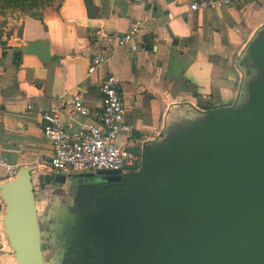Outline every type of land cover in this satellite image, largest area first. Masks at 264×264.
I'll list each match as a JSON object with an SVG mask.
<instances>
[{
  "label": "crops",
  "instance_id": "0c3cea01",
  "mask_svg": "<svg viewBox=\"0 0 264 264\" xmlns=\"http://www.w3.org/2000/svg\"><path fill=\"white\" fill-rule=\"evenodd\" d=\"M134 23L142 24V46L133 52L117 48L115 39ZM263 37L264 0L194 13L187 0H90L89 15L82 0H54L38 17L24 20L19 37L0 40V158L31 175L43 264L63 259L71 228L69 215L57 218L49 207L55 202L41 186L50 176V147L40 115L59 96L76 93L99 113V86L113 75L131 128L129 145H175L192 137V125L195 133L203 131L210 111L229 108L245 95L240 62ZM97 55L105 62L88 72ZM89 122L76 119L71 129ZM11 258L0 255V264H13Z\"/></svg>",
  "mask_w": 264,
  "mask_h": 264
},
{
  "label": "water",
  "instance_id": "95a60500",
  "mask_svg": "<svg viewBox=\"0 0 264 264\" xmlns=\"http://www.w3.org/2000/svg\"><path fill=\"white\" fill-rule=\"evenodd\" d=\"M252 48L264 67V37ZM246 108L212 110L200 137L127 147L131 166L95 172L120 183L122 171H138L104 217L113 264H264V105ZM52 182L73 187L62 177ZM34 197L26 169L0 185L13 264H43Z\"/></svg>",
  "mask_w": 264,
  "mask_h": 264
},
{
  "label": "built area",
  "instance_id": "2783aa9c",
  "mask_svg": "<svg viewBox=\"0 0 264 264\" xmlns=\"http://www.w3.org/2000/svg\"><path fill=\"white\" fill-rule=\"evenodd\" d=\"M245 0H187L189 12H205L238 5ZM142 24L134 23L115 39L117 48L126 47L130 52L142 46ZM105 62L97 55L90 60L88 72ZM118 79L107 75L99 86V113L90 111L81 93L59 96L56 104L40 115L42 137L48 142L50 155L47 169L50 176L72 178L97 171H114L130 165L132 157L124 151L130 147L131 128L126 118V108L118 92ZM26 110L30 106L26 104ZM90 119L72 131L76 119ZM66 122L64 125L63 121ZM0 167L9 179L18 170L0 158Z\"/></svg>",
  "mask_w": 264,
  "mask_h": 264
},
{
  "label": "flooded vegetation",
  "instance_id": "af4514ba",
  "mask_svg": "<svg viewBox=\"0 0 264 264\" xmlns=\"http://www.w3.org/2000/svg\"><path fill=\"white\" fill-rule=\"evenodd\" d=\"M133 162L134 158L132 157L131 164L127 166H131ZM137 166L138 168L140 166V157L138 158ZM123 172L127 174L128 184L136 181L137 170L122 171L121 173ZM121 183L122 180L120 183H108L106 185L98 183L94 184L93 187L79 185V189L71 187L72 189L69 188L67 191H62L64 187L59 185V193L54 196L55 204L49 207H52L57 213V218L59 216L61 218L62 213L68 214L70 217L68 223L71 232L66 238L68 249L66 255L63 256L65 264H113L112 259L116 256H108L106 247L109 246V243L108 239L103 235L102 228L105 222L104 217L107 218L111 212L108 211L107 204H112L111 207L113 209L115 207L113 204L127 194L128 188L120 186ZM93 189L95 193H93ZM99 190L102 191V194L98 197ZM89 192L93 196L89 197V194L86 195ZM86 199L92 202L85 206L80 204V201ZM53 216L55 217L56 214H53Z\"/></svg>",
  "mask_w": 264,
  "mask_h": 264
},
{
  "label": "rangeland",
  "instance_id": "374dc122",
  "mask_svg": "<svg viewBox=\"0 0 264 264\" xmlns=\"http://www.w3.org/2000/svg\"><path fill=\"white\" fill-rule=\"evenodd\" d=\"M52 2L49 3L48 6L52 5ZM43 1H37V0H32L31 2H26V3H14L11 0H0V40H9V39H15L20 36V31L23 26L24 20L27 18H34L38 17L40 14V11L47 7L42 5ZM249 56V57H248ZM240 65L244 67L246 76H244V81H243V91L245 95L237 100L235 105H232L231 111L233 113H239L242 112L243 110L247 109L246 107H252V106H258V105H264V92L260 95V91L264 89V67L262 66L259 58L256 56V54L251 53L247 54L245 59L240 62ZM260 96V98H259ZM259 98V99H258ZM258 99V100H257ZM257 100V101H256ZM256 101V102H255ZM194 129V130H193ZM195 126L192 125V135L197 136L193 138H198L201 136V134L198 132L195 133ZM208 135L213 136L212 133H209ZM192 138V139H193ZM18 174V173H17ZM15 176H12L11 178L7 179L5 178V181H9L14 179ZM126 173H122V183L120 186H125L126 189L128 188V183H127V178H126ZM49 184L46 187V193L49 192L50 194V199H52V202L54 201V196H56L57 193H59L58 184H54L52 181L55 178V176H49ZM65 180L69 181L72 184H75L77 186L85 185V186H94V184L101 183L102 185H106L107 179L103 176H97L95 173H86L81 175H76L73 176L72 178H66ZM156 183L158 184H164L161 178H154ZM75 181V182H74ZM45 191V190H44ZM87 192V191H86ZM93 193H95V190L93 189ZM89 194V197L93 196L91 192L86 193V195ZM102 194V191H98V197ZM1 199V198H0ZM50 202V203H52ZM92 201L89 200H83L80 201V204L88 205ZM4 204V203H2ZM112 204H107V209L108 211L112 210L111 207ZM39 213L41 216V209H39ZM3 216L4 213L2 211L0 212V255H12L13 257V252L10 248V244L8 241V237L4 232V227H3ZM54 222V221H52ZM112 246L111 244H109ZM117 251L120 249L116 248ZM125 253H122V255ZM4 257V256H3ZM11 258V259H12ZM1 263V261H0Z\"/></svg>",
  "mask_w": 264,
  "mask_h": 264
},
{
  "label": "trees",
  "instance_id": "16d2710c",
  "mask_svg": "<svg viewBox=\"0 0 264 264\" xmlns=\"http://www.w3.org/2000/svg\"><path fill=\"white\" fill-rule=\"evenodd\" d=\"M11 1H13L14 3H20V4H22V3H26V2H31L32 0H11ZM37 1L39 2V1H41V0H37ZM42 1H43V3H42L43 6H48L49 3L52 2L53 0H42ZM82 1H83V4H84V7H85V9H86L87 14L89 15L90 0H82ZM49 180H50L49 177H45V178L43 179V181H41V186H42V185H43V186H47L48 183H49ZM43 186H42V187H43ZM58 264H65V262H64V260L62 259V260H60V261L58 262Z\"/></svg>",
  "mask_w": 264,
  "mask_h": 264
},
{
  "label": "bare ground",
  "instance_id": "6f19581e",
  "mask_svg": "<svg viewBox=\"0 0 264 264\" xmlns=\"http://www.w3.org/2000/svg\"><path fill=\"white\" fill-rule=\"evenodd\" d=\"M10 181V180H9Z\"/></svg>",
  "mask_w": 264,
  "mask_h": 264
}]
</instances>
